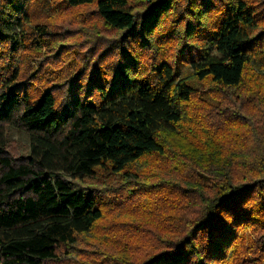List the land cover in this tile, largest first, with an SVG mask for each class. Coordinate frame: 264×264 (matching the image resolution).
I'll return each instance as SVG.
<instances>
[{"label":"trees","instance_id":"obj_1","mask_svg":"<svg viewBox=\"0 0 264 264\" xmlns=\"http://www.w3.org/2000/svg\"><path fill=\"white\" fill-rule=\"evenodd\" d=\"M63 1L69 10L96 4L105 24L122 34L119 43L131 37V46L145 38L137 36L143 35V22L145 32L173 4L163 0L143 19L129 0ZM37 2L0 0V264L61 260L60 250L77 243L105 215V200L80 182L100 172L138 182L130 167L148 155L166 156L162 138L177 133L198 91L168 62L158 65L154 84L122 81L123 76L92 84L97 72L50 84L42 71L29 82L18 56L40 50L32 35H48L38 22ZM201 5L197 21L212 39L202 45V59L192 63L196 80L221 96L230 93L228 124L248 119L246 98L259 108L261 128L254 124L249 140H201L192 128L181 142L183 151H176L174 167L194 181L185 185L198 195L196 203L187 209L178 200L169 229L131 264L264 262V76L252 69L255 57L264 58V0H201ZM192 11L188 5L186 12L194 16ZM26 24L33 25L30 36L22 28ZM33 85L43 90L36 102L29 93ZM244 89L247 97L240 94ZM196 122L208 128L204 119ZM9 126L29 134L28 155L17 156L10 148Z\"/></svg>","mask_w":264,"mask_h":264},{"label":"rangeland","instance_id":"obj_2","mask_svg":"<svg viewBox=\"0 0 264 264\" xmlns=\"http://www.w3.org/2000/svg\"><path fill=\"white\" fill-rule=\"evenodd\" d=\"M129 1L132 10L144 19L143 16L163 0ZM190 1L193 3L188 4L189 0H172V9L161 13L156 23L147 26L145 32L143 22L140 27L143 35L137 33V36L145 38L131 46V37L119 43L122 34L105 24L96 4L69 10L63 0H38L36 13H41L38 22L46 25L48 35L44 39L37 37V34L32 35L41 45L40 50L23 51L18 56L17 65H23V70L29 72L27 79L42 71L48 83L62 85L73 78L92 76L93 72H97L90 79L92 84L106 85L110 78L121 81L123 77L122 81L131 79L154 84L158 65L168 62L181 78L198 90L193 101L186 105L185 119L177 133L166 134L162 138L167 148L166 156L148 155L130 167V172L137 174L138 182L126 181L121 175L110 172H100L95 179L80 182L82 187L92 188L105 200L102 205L105 215L93 230L80 236L77 243L62 248L61 260L53 264L139 262L160 235L165 234L162 231L169 229L167 220L175 213L173 207L177 201L187 209L193 208L196 203L198 195L189 194V188L185 185L194 181L185 177L179 167H174L176 151H183L184 143L181 142L190 137L192 128L201 140H249V131L254 129V124L261 128L258 122L261 119L259 108L246 98L242 100L246 108L248 106V119L228 124L224 116L227 115V103L233 101L228 98L230 93L221 96L219 90L210 91V85L196 80L192 63L202 59V45L209 42L212 35L207 27L200 26L197 21L198 11L202 10L201 0ZM188 5H191L194 16L186 12ZM31 26L26 24L22 27L28 36L33 32ZM252 69L264 76L262 55L253 59ZM27 79L25 82H28ZM66 88H59L57 94H63ZM29 93L36 102L43 90L33 85ZM240 94L247 97V89ZM197 118L204 119L208 128H204L200 122L197 127ZM249 119L253 122L251 126V122L247 123ZM6 131L9 146L16 155H28L29 134L14 126L7 127ZM214 147V144L211 145V148ZM193 174L197 175L196 172ZM175 188L178 192L174 191Z\"/></svg>","mask_w":264,"mask_h":264}]
</instances>
